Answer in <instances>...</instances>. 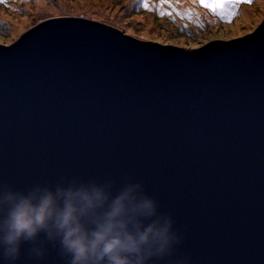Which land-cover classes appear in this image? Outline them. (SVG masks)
I'll use <instances>...</instances> for the list:
<instances>
[{
  "label": "water",
  "instance_id": "95a60500",
  "mask_svg": "<svg viewBox=\"0 0 264 264\" xmlns=\"http://www.w3.org/2000/svg\"><path fill=\"white\" fill-rule=\"evenodd\" d=\"M74 176L141 181L192 264H264V20L184 48L57 15L0 44V185Z\"/></svg>",
  "mask_w": 264,
  "mask_h": 264
},
{
  "label": "clouds",
  "instance_id": "9594fccd",
  "mask_svg": "<svg viewBox=\"0 0 264 264\" xmlns=\"http://www.w3.org/2000/svg\"><path fill=\"white\" fill-rule=\"evenodd\" d=\"M171 213L131 177L62 178L26 189L0 185V257L32 264L50 249L62 264H192Z\"/></svg>",
  "mask_w": 264,
  "mask_h": 264
},
{
  "label": "rangeland",
  "instance_id": "374dc122",
  "mask_svg": "<svg viewBox=\"0 0 264 264\" xmlns=\"http://www.w3.org/2000/svg\"><path fill=\"white\" fill-rule=\"evenodd\" d=\"M43 1L42 6L36 0H7V3L0 4V44L13 43L35 23L57 15L85 16L120 27L137 37L184 48L200 47L219 38L244 36L264 20V0H239L229 22L214 14L212 9L207 10L201 5L202 8H197L198 0H171L177 5L171 9L167 3L161 9L160 0ZM77 2L81 7L74 10L72 5ZM57 4H61L59 9L52 7ZM169 10L173 12L171 15L178 14L186 22L195 19L194 32L179 30L176 26L179 20L171 19V15H161V11L168 13Z\"/></svg>",
  "mask_w": 264,
  "mask_h": 264
},
{
  "label": "snow or ice",
  "instance_id": "6c2138e0",
  "mask_svg": "<svg viewBox=\"0 0 264 264\" xmlns=\"http://www.w3.org/2000/svg\"><path fill=\"white\" fill-rule=\"evenodd\" d=\"M199 4L204 7L211 8L214 14L218 15L222 20L229 22L233 16L234 11L238 6L239 0H198ZM250 2V0H248ZM7 3V0H0V4ZM167 3L169 8H176L177 5L173 4L171 0H160V7L163 9L164 4ZM147 2H145V7H147ZM171 12L165 13L161 11V15H171ZM183 15V13H180ZM189 15L191 11L189 10ZM186 256L190 257L191 253L185 250L183 252Z\"/></svg>",
  "mask_w": 264,
  "mask_h": 264
},
{
  "label": "trees",
  "instance_id": "16d2710c",
  "mask_svg": "<svg viewBox=\"0 0 264 264\" xmlns=\"http://www.w3.org/2000/svg\"><path fill=\"white\" fill-rule=\"evenodd\" d=\"M197 8H202V7L199 4V5H197ZM203 8H206L207 10L211 9V8H207V7H203ZM168 9H171V8L168 7ZM169 12L173 13L171 10H169ZM176 12L180 14V12L178 11V9H176ZM171 17H172L171 19H177V20H179V23H177V25H176L179 30H186V31L194 32V28L196 26V20L195 19L194 20L189 19L186 22V21H184V19L182 17L179 18V15L178 14H173V15H171Z\"/></svg>",
  "mask_w": 264,
  "mask_h": 264
},
{
  "label": "bare ground",
  "instance_id": "6f19581e",
  "mask_svg": "<svg viewBox=\"0 0 264 264\" xmlns=\"http://www.w3.org/2000/svg\"><path fill=\"white\" fill-rule=\"evenodd\" d=\"M36 2L40 5V6H42V5H44V1L43 0H36ZM61 4H57V5H54V6H52V7H54V8H56V9H59V6H60ZM72 7L74 8V10H77V9H79L80 7H81V5H80V3H75L74 5H72Z\"/></svg>",
  "mask_w": 264,
  "mask_h": 264
}]
</instances>
